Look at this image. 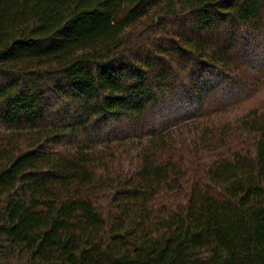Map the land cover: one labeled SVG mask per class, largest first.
<instances>
[{"label":"trees","instance_id":"1","mask_svg":"<svg viewBox=\"0 0 264 264\" xmlns=\"http://www.w3.org/2000/svg\"><path fill=\"white\" fill-rule=\"evenodd\" d=\"M0 264H264V0H0Z\"/></svg>","mask_w":264,"mask_h":264}]
</instances>
